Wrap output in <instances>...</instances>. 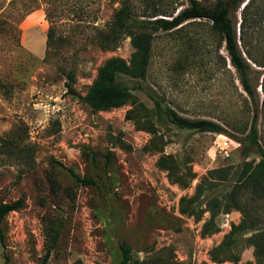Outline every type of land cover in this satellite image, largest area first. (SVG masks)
<instances>
[{
	"label": "rangeland",
	"instance_id": "1",
	"mask_svg": "<svg viewBox=\"0 0 264 264\" xmlns=\"http://www.w3.org/2000/svg\"><path fill=\"white\" fill-rule=\"evenodd\" d=\"M199 1L212 7L215 0ZM161 4L177 13L188 1ZM140 5L134 0L137 16ZM119 6L0 0V202L25 201L5 218L0 264H120L123 243L131 247L130 264H264V199L245 202L248 216L226 207L241 166L260 160L248 139L255 109L210 22L147 29L153 40L145 78L118 77L133 95L123 106L94 111L82 99L106 60L129 61L134 53L127 36L112 50L98 45ZM242 6L231 14L238 26ZM263 76L264 68L253 65L262 147ZM168 107L223 130L179 128ZM218 135L240 143L229 158ZM4 140L10 147L3 148ZM169 155L189 175L186 184L159 167ZM222 168L225 180L214 173ZM243 221L249 228L235 231L233 258L218 253L214 260L212 251Z\"/></svg>",
	"mask_w": 264,
	"mask_h": 264
},
{
	"label": "trees",
	"instance_id": "2",
	"mask_svg": "<svg viewBox=\"0 0 264 264\" xmlns=\"http://www.w3.org/2000/svg\"><path fill=\"white\" fill-rule=\"evenodd\" d=\"M119 3L115 11L111 27L100 33L98 45L103 50L116 48L123 36L130 37L134 53L129 61L112 57L104 62L98 69L97 76L86 94L82 97L87 105L94 111H105L118 108L133 98L131 91L118 83L120 75L129 76L134 79H144L150 64L152 52V34L147 29L172 31L184 27L186 24L197 20H207L211 23V29L220 36L225 45L231 65L238 74L243 91L251 100L255 113L248 133L251 146L257 147L260 157L258 163L245 162L236 173V181L232 190L227 195L226 207H234L248 216L245 207L248 203L264 199V147L260 144L259 130L257 127L259 97L257 90L252 84L253 65L264 68V0H215L212 7L204 6L199 0H187L188 6L183 7L177 13L169 12L168 8L161 4V0H139L140 13L134 11V0H114ZM241 9V18L238 23L233 20L231 14ZM53 14L47 12L49 20ZM170 17L169 19L159 17ZM239 27V28H238ZM50 36V35H49ZM51 38V36H50ZM52 39V38H51ZM68 79L73 82L74 75L69 73ZM67 88L72 94H76L68 83ZM264 92V76L262 82ZM264 103V101H263ZM132 111H129L128 115ZM165 114L177 127L182 129H195L204 132L220 133L222 126L207 119H190L181 116L171 108H166ZM4 147H10V141L4 140ZM1 146V147H2ZM12 146V145H11ZM247 153V151H245ZM158 165L168 172L173 182L186 184L189 175L180 174V169L173 156L159 158ZM222 180L228 177V170L222 168L214 171ZM81 184H93L90 179L77 177ZM229 200V202H228ZM230 201L232 202L230 205ZM25 206L23 198L13 202H0V241L4 240L3 224L8 214L19 211ZM214 206V205H213ZM215 214V213H214ZM249 222L243 221L239 226H234L227 236V240L213 251L214 260H227L231 253L234 242L233 235L239 229H248ZM254 225V221L250 222ZM57 240V234L53 237L52 245ZM256 246L258 241L252 239ZM122 260L120 264L132 262L131 247L123 243L121 247ZM218 253L223 257L216 258ZM50 250L46 257L48 258ZM136 264H147L145 261H136Z\"/></svg>",
	"mask_w": 264,
	"mask_h": 264
},
{
	"label": "built area",
	"instance_id": "3",
	"mask_svg": "<svg viewBox=\"0 0 264 264\" xmlns=\"http://www.w3.org/2000/svg\"><path fill=\"white\" fill-rule=\"evenodd\" d=\"M217 142L218 148L221 154H223L224 158H229L231 152L234 151L238 146H240V143L238 141L232 140L225 135H218Z\"/></svg>",
	"mask_w": 264,
	"mask_h": 264
}]
</instances>
